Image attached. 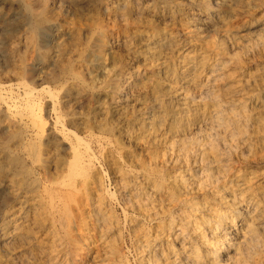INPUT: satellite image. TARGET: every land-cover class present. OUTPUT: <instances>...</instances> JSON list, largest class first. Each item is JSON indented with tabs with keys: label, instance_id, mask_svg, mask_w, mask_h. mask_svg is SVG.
I'll return each mask as SVG.
<instances>
[{
	"label": "bare ground",
	"instance_id": "obj_1",
	"mask_svg": "<svg viewBox=\"0 0 264 264\" xmlns=\"http://www.w3.org/2000/svg\"><path fill=\"white\" fill-rule=\"evenodd\" d=\"M101 164L140 264H264V0H0V264H114Z\"/></svg>",
	"mask_w": 264,
	"mask_h": 264
},
{
	"label": "rangeland",
	"instance_id": "obj_2",
	"mask_svg": "<svg viewBox=\"0 0 264 264\" xmlns=\"http://www.w3.org/2000/svg\"><path fill=\"white\" fill-rule=\"evenodd\" d=\"M101 165L104 166V167L101 166L102 168L101 170L104 173V178L102 181V195H101L102 198L101 199L106 207L104 212L106 213L108 220H110L109 231L103 229L102 227H101L102 230H100L101 232H100V237H99L100 239L99 246H102L103 248V249L101 248L102 258L108 257L109 261L110 262L112 261L114 264H119V263L120 264H140L137 254L135 253L136 252L135 251L136 248L134 245L135 244L134 239H136L135 231L132 230L133 228L130 222L134 218L140 219L141 212H139L138 209L131 208V206L130 207L127 206L126 203L124 204V201L122 200L120 196L118 188L116 187L117 185L113 181V176L112 174H110L111 172H109L110 170L108 169L107 166L105 167L104 164H101ZM105 248H107L106 249L107 251L105 250ZM104 252L106 253V255ZM119 259H121V261Z\"/></svg>",
	"mask_w": 264,
	"mask_h": 264
}]
</instances>
